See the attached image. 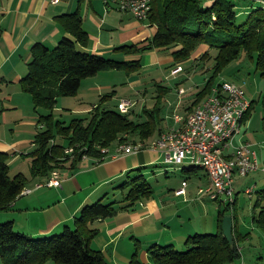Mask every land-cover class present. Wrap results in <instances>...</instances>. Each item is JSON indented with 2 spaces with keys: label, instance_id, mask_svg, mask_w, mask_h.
<instances>
[{
  "label": "trees",
  "instance_id": "trees-1",
  "mask_svg": "<svg viewBox=\"0 0 264 264\" xmlns=\"http://www.w3.org/2000/svg\"><path fill=\"white\" fill-rule=\"evenodd\" d=\"M257 3L260 5H253L243 16L233 0H213L210 5L205 4V0H153L145 23L156 27L154 34L141 46L135 42L120 45L116 49L124 54H141L153 48H174L171 65H175L190 59L200 45H207L209 48L197 60L213 58L214 64L206 83L188 106L191 109L211 92L214 79L224 67L242 53L254 59L256 69L264 78V5ZM59 20L68 34L54 46L42 42L33 45L28 71L20 80L22 90L31 94L38 113L34 147L26 154L32 158L30 173L34 177L49 178L52 171L64 167L66 163L75 167L84 155L102 161L105 157L101 152L102 147L125 140L145 141L160 133L162 118L158 115L170 91V87L157 83L156 101L152 107H145L149 117L143 120L130 118V111L122 112L118 106L104 105L114 90L101 96L89 109V116L73 117L67 123L56 118L54 108L58 97L76 95L83 79L106 69L124 68L128 73H133L143 67L141 57L118 59L87 50L85 47L89 43V33L83 27L81 15L77 11L62 14ZM212 49L216 51L212 52ZM253 101L244 119L248 117ZM261 101L264 119V91ZM42 107L47 112H42ZM2 110L0 107V113ZM68 148L72 150L67 151ZM9 159L10 152L0 150V210L3 211L12 208L14 200L26 188L28 181L23 172L10 176ZM197 167L201 166L189 165L183 166V169L194 171ZM120 186L125 191L124 203L106 201L108 195L105 194L85 204L76 214L74 226H64L61 233L33 235L18 229L13 218L0 221V258L3 264H44L49 260L57 264H121L108 260L104 250L93 244L92 240L99 228L91 224L150 198L154 186L141 171ZM257 196L255 208L259 210L254 221L264 231V186L257 190ZM226 214H230L228 207L219 208L217 232L189 235L185 240V250L177 249L172 243H152L147 248L149 260L143 261L138 257L137 244L126 264L230 263L242 255L239 241L247 234L239 233L234 221V243L231 244L222 229Z\"/></svg>",
  "mask_w": 264,
  "mask_h": 264
},
{
  "label": "crops",
  "instance_id": "crops-1",
  "mask_svg": "<svg viewBox=\"0 0 264 264\" xmlns=\"http://www.w3.org/2000/svg\"><path fill=\"white\" fill-rule=\"evenodd\" d=\"M212 1L205 0V4L210 5ZM76 11L81 15L82 25L89 33V43L85 47L87 50L105 57L118 59L141 57L142 60V54L146 52L148 55L146 63H143L142 69L133 72V74L141 73L149 63H169V66L173 63L171 53L174 48H153L141 54H124L116 49L123 44L135 42H139L140 46L145 44L144 41L154 34L156 27L139 20L130 11L121 10L112 0H0V87L5 83L7 86L15 88L14 94L23 95L26 98L22 92H28L22 90L20 80L28 71V63L32 58V46L37 42L49 46L57 45L62 37L68 34L62 26L59 16ZM208 48L207 45H200L190 59L197 61L200 54ZM164 51L168 52L167 55L160 56V52ZM151 58L156 60L152 61ZM100 75L101 72L98 71L83 79L75 96L80 99L88 98V100H90L89 98L100 99L102 95L109 92L110 90L106 89L114 85L110 81L112 79L100 78ZM155 83L170 87L168 94L171 95L169 98L171 97L172 102H177L175 100L180 98L179 95H176L178 91L175 90L180 81L176 83L175 87L158 80ZM145 91L146 88L140 93L143 94ZM115 92L116 88L113 93ZM9 94L4 95L3 90L0 89V101L8 99L9 102H13L14 96L12 93ZM2 108L5 110L4 107ZM167 108L170 109L169 106L166 107V110ZM166 110L161 122L162 131L169 123L170 126L174 125L172 117L169 118V121L166 119L168 115ZM250 121L251 117L244 119L243 126ZM37 128L38 113L36 114L34 134ZM242 131L244 132L245 129ZM240 139L248 140L243 137ZM18 142L17 139H0V150L11 152ZM31 143L34 147L33 139ZM116 143L111 145L110 153L102 161L88 156L82 158L75 167L66 163L64 167L58 169L62 178L59 186L44 185L34 188L36 183H43L47 178L26 175L28 177L26 187H31L33 190L29 193H20L12 204L11 209L20 217L8 215L7 218H13L18 229L33 235L58 232L66 225L74 226L75 216L85 204L92 203L105 194L109 196L110 193H114L115 186L119 183L118 180L125 181V177L131 174L133 169L140 167L139 170L145 175L146 167L159 166L165 157L163 152L152 149H144L136 153H117ZM15 155L17 154L10 153L12 157ZM181 169L189 174H193L195 171H185L183 167ZM260 170L262 172L258 176V183L264 182V167ZM23 173L25 174V172ZM183 180L187 181L186 192L176 194L174 190L182 186ZM201 180L205 183L209 182L206 174L205 178ZM196 184H190L188 179L184 178L176 184V187L170 186V192L163 195L155 193L156 196L138 201L132 207L124 208L113 216L96 220L91 224V226L99 228L98 234L92 240L93 244L104 250L108 260L121 264L130 261L136 245L139 244L138 257L143 261H148L147 248L152 243L174 244L173 235L166 237L164 233L169 228L167 226L170 224V220L181 216V212L185 210V206L179 207L178 204L181 201L189 200V192H192ZM199 184L198 182L197 188H199ZM207 198L211 199L209 196ZM169 206L173 210L171 213H168ZM173 234L176 237L186 238L192 233L184 231L182 234Z\"/></svg>",
  "mask_w": 264,
  "mask_h": 264
},
{
  "label": "rangeland",
  "instance_id": "rangeland-1",
  "mask_svg": "<svg viewBox=\"0 0 264 264\" xmlns=\"http://www.w3.org/2000/svg\"><path fill=\"white\" fill-rule=\"evenodd\" d=\"M237 3V8L242 12L243 16L253 5H260L254 0H233ZM214 51V49H212ZM150 51V50H148ZM169 51V50H168ZM167 51L160 52V56H166ZM172 54V53H171ZM143 63H146L148 55L146 52L142 54ZM152 60V58H151ZM156 59L153 58L152 61ZM205 60H191L186 59L178 62L182 64L184 70L177 74L176 77L170 75L171 68L175 65L170 64H152L144 67L141 73H128L124 68L106 69L101 72L100 78L105 77L112 79L110 80L114 84L111 88L106 90L113 91L116 88V92L107 98L104 102L105 106L117 108L118 102L122 99H131L134 101V105L130 110V118L143 120L149 117V114L145 111V107H152L156 101L157 95V84L156 80L169 84L172 87L176 86V83L180 81L175 89L178 91L180 87L185 88V92L179 95L180 98L172 102L169 96L166 95L164 106L158 116L164 117L168 112L166 119H171L174 108L177 106L178 110L183 111L195 99L196 93L206 83L208 77L212 72V66L214 59ZM134 75V77H132ZM106 80V79H102ZM228 80L238 84H242L245 89L247 96L251 97L253 101V107L248 114L247 118L251 117L250 123H246L243 126L242 134L236 138V142L239 141L240 137L248 139L257 151L259 159V169L252 171L245 177H236L234 184L235 187V201L230 202L228 197L223 200H211L207 198V195L199 197L198 194V182L200 186H206L202 178H205L206 171L202 167H197L193 174L182 171L181 166H177L168 162L162 161L159 166H148L144 171L145 176L152 182L154 186V193L152 196L157 194L163 195L164 193L170 192V186L176 187L178 182L182 179L187 178L190 184L197 183L192 192H189V200L187 202H180L179 207L185 206V210L181 212V216H177L170 220L164 236L173 235L174 245L179 250H185V240L182 236H174L173 233L182 234L184 231H190L194 233H215L217 232V217L219 208H227L228 213L233 218V224L235 221V229L239 233L247 234L245 238L239 241V246L242 250V255L236 258L234 261L226 264H242L243 260L246 264H264V231L254 221V216L258 213V208H255L257 201V190L264 185V182L258 183L259 174L262 172L260 169L264 167V119H263V108L261 95L264 91V78L260 75V72L256 69L255 61L247 57L245 53H242L239 58L229 63L221 73L216 76L212 85L219 83L220 81ZM181 84V86H180ZM145 93H140L141 90L145 89ZM3 90L4 95H10L12 93L13 102H9L8 99L0 101V107H4L0 113V139H17L19 140L16 147L10 153H16L14 157L10 156V176H14L18 172H25L26 175H30L31 157L26 155L33 146L31 141L35 132L36 123V112L34 108V102L31 95L23 93V95L14 94L13 87L3 84L0 87ZM174 90V91H175ZM16 92V91H15ZM176 93V92H175ZM88 98L80 99L75 95L70 96H59L56 107L54 108V115L56 118L64 120L66 123L69 122L73 117H86L89 116V110L86 108L93 107L94 103L99 101V98ZM87 101V102H86ZM83 109V110H82ZM79 110V111H77ZM42 112H47L46 108H41ZM166 114V113H165ZM163 120V118H162ZM170 126V123L167 129ZM140 174V171L135 170L131 172L129 176L125 177V181L131 179ZM200 180V181H199ZM125 181L118 180L119 183L115 186V192L110 193L106 201L117 200L118 203H124V195L121 184ZM248 186H255L253 193L248 194L245 189ZM258 186V187H257ZM27 188V187H26ZM178 188V187H177ZM176 188V189H177ZM25 189V188H24ZM175 191V190H174ZM237 192V193H236ZM23 193V192H22ZM156 193V195H155ZM205 196V197H204ZM152 198V197H151ZM204 198V199H203ZM224 197H222L223 199ZM167 203V202H166ZM168 213H171L172 208L169 206ZM13 212V214H11ZM13 209L9 211L0 210V221L7 220V216H18ZM27 228L29 226H26ZM176 229H179L178 231ZM61 233V231L57 232ZM189 233V232H188ZM161 244H165L164 242ZM0 264H3L0 258ZM44 264H57L53 260H49Z\"/></svg>",
  "mask_w": 264,
  "mask_h": 264
},
{
  "label": "built area",
  "instance_id": "built-area-1",
  "mask_svg": "<svg viewBox=\"0 0 264 264\" xmlns=\"http://www.w3.org/2000/svg\"><path fill=\"white\" fill-rule=\"evenodd\" d=\"M112 1L121 10L130 11L136 18L145 21L153 0ZM254 1L264 5V0ZM183 70V65L178 64L171 69L170 75L175 77ZM185 91L184 87L178 89L179 94ZM251 102L242 85L228 80L220 81L191 109L180 111L176 106L172 113L174 125L150 140L117 142L116 151L124 154L144 149L159 150L164 153L165 162L181 167L201 166L205 169L209 182L206 186H199V197L207 195L211 199L223 201L228 197L233 202L236 177H244L259 168V159L253 144L240 138L236 142V138L243 132L244 118ZM133 105L134 101L131 99H122L118 103L122 112L130 111ZM71 150L72 148L67 149ZM110 151L111 146L101 148L103 157ZM61 181L60 172L56 169L45 182L36 183L34 188L44 185L59 186ZM186 184L187 181L183 180L182 186L175 190L176 194L185 193ZM254 188L255 186H248L245 191L251 195ZM32 190L33 188L27 187L23 193ZM242 264H246L245 261Z\"/></svg>",
  "mask_w": 264,
  "mask_h": 264
},
{
  "label": "water",
  "instance_id": "water-1",
  "mask_svg": "<svg viewBox=\"0 0 264 264\" xmlns=\"http://www.w3.org/2000/svg\"><path fill=\"white\" fill-rule=\"evenodd\" d=\"M222 229L224 235L228 238L231 244L234 243V236H233V217L231 214H226L223 217L222 222Z\"/></svg>",
  "mask_w": 264,
  "mask_h": 264
}]
</instances>
